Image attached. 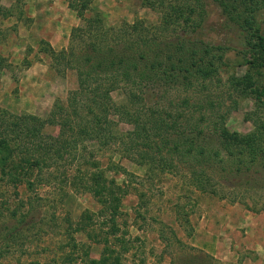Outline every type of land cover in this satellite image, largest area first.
Listing matches in <instances>:
<instances>
[{
    "label": "trees",
    "instance_id": "16d2710c",
    "mask_svg": "<svg viewBox=\"0 0 264 264\" xmlns=\"http://www.w3.org/2000/svg\"><path fill=\"white\" fill-rule=\"evenodd\" d=\"M212 1L221 10L225 28L239 33L242 48L206 38L208 0H142L161 14L160 26L137 21L107 27L95 16L84 29L75 30L81 34L79 45L74 36L67 50H50L57 67L76 72L78 87L69 93L66 103H55L46 119L16 116L0 108L2 176L17 182L18 172L23 170L29 182L34 170H50L53 160L71 157L83 142L97 141L102 147L119 145L126 157L146 167L147 173L173 172L183 165L204 193L211 190L209 193L218 194L210 172L224 173L225 184L234 188L230 191L232 202L243 201L244 195H252L250 191L264 190V116L258 113L264 109V78L260 77L263 83H259L250 74L226 81L221 76V69L228 67L225 56L229 51L239 52L245 64L261 75L264 31L257 15L264 9V0ZM88 6L85 2L83 8ZM8 13L0 5V15ZM214 89L222 91L217 94ZM116 91L124 93L125 103L114 101ZM247 98L255 102L251 114L255 128L249 134L231 132L226 127L227 117L239 107L240 99ZM111 114L133 130L120 134ZM47 126H58L60 134L45 137ZM93 166L95 171L79 178L83 183H75V176L72 187L83 185L98 199L103 206L99 214L110 215V232L100 239L90 227L93 216L88 212L76 224L69 220L70 252L66 257L72 262L74 253L82 249L85 264H125L123 253L109 237L120 232L117 219L125 191L109 181L98 165ZM15 218L16 212L10 219ZM75 233L104 243L101 257L92 259L90 250L80 248ZM116 239L124 244V239Z\"/></svg>",
    "mask_w": 264,
    "mask_h": 264
},
{
    "label": "rangeland",
    "instance_id": "374dc122",
    "mask_svg": "<svg viewBox=\"0 0 264 264\" xmlns=\"http://www.w3.org/2000/svg\"><path fill=\"white\" fill-rule=\"evenodd\" d=\"M208 1L206 38L242 48L239 33L225 28L221 10ZM85 2H89L87 9ZM0 5L9 11L8 16L0 15V108L16 116L46 119L55 103H66L69 93L77 89L76 72L57 67L50 50H67L74 36L79 45L81 34L75 30L84 29L88 20L100 16L107 27L137 21L153 28L161 24V14L142 0H0ZM257 18L264 31V9ZM244 60L237 51L227 52L228 67L221 69L222 78L250 74L263 83L264 68L259 75ZM112 98L118 105L126 101L121 91ZM239 101L226 127L249 134L255 128L251 115L255 102ZM258 113L264 116V109ZM110 119L120 134L133 130L116 114ZM59 134L58 126L43 130L45 137ZM94 164L125 191L117 219L120 232L109 236L125 264H264V190L250 191L252 195H244L243 201L232 202L234 188L225 184L224 173L210 172L218 194L204 193L183 165L173 172L147 173L119 145L102 147L97 141L83 142L71 157L53 160L50 170H34L29 182L23 170L18 172L20 182L0 173V264H85L82 249L74 253V261L67 260L69 220L76 224L88 212L93 216L90 227L100 239L110 232V215L99 214L103 206L98 199L83 185L75 189L71 183L75 176V183H83L79 178L95 171ZM15 212L16 218L10 219ZM73 236L80 248L90 250L92 259L101 257L104 243L85 233ZM116 238L124 239V244Z\"/></svg>",
    "mask_w": 264,
    "mask_h": 264
},
{
    "label": "crops",
    "instance_id": "0c3cea01",
    "mask_svg": "<svg viewBox=\"0 0 264 264\" xmlns=\"http://www.w3.org/2000/svg\"><path fill=\"white\" fill-rule=\"evenodd\" d=\"M215 257H218V255H216Z\"/></svg>",
    "mask_w": 264,
    "mask_h": 264
}]
</instances>
